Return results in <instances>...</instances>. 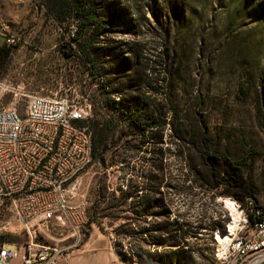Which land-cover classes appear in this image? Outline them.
I'll return each mask as SVG.
<instances>
[{
  "label": "trees",
  "instance_id": "trees-1",
  "mask_svg": "<svg viewBox=\"0 0 264 264\" xmlns=\"http://www.w3.org/2000/svg\"><path fill=\"white\" fill-rule=\"evenodd\" d=\"M38 6L62 29V56L76 70L74 82L83 88L96 86L90 96V115L78 122L91 133L92 160L88 166L94 164L103 171L96 183L89 221L124 218L126 222L117 232L137 238L135 221L157 216L160 220L152 225V231L158 234L150 235L149 243L142 240L155 249L150 252L138 246L135 250L157 264H196L188 239L198 240L201 226L172 217L169 198L161 189L184 192L199 187L212 196L231 191L239 199L252 197L238 164L252 153L242 143V130L237 126L240 108L252 94L264 133V50L258 69L240 45H235L228 64L236 77L235 92L222 97L211 82L217 66L216 51L205 52L202 40L189 44L177 37L185 20L182 10L179 14L172 10L152 12L149 25L161 42L146 53L137 42L114 49L100 42L102 33L114 29L117 17L124 18L128 26L135 20L123 11L115 12L105 0H38ZM130 8L138 17L135 1ZM13 47L0 44V78L8 70ZM166 136L189 169L188 176L178 181L165 177L167 163L161 144ZM146 145L150 146L149 156L143 161L139 154ZM108 155L140 161L137 170L146 180L141 186L145 193L132 201L131 210L125 207L137 180L121 176L116 198L106 174ZM144 162L150 167L147 172Z\"/></svg>",
  "mask_w": 264,
  "mask_h": 264
},
{
  "label": "rangeland",
  "instance_id": "rangeland-1",
  "mask_svg": "<svg viewBox=\"0 0 264 264\" xmlns=\"http://www.w3.org/2000/svg\"><path fill=\"white\" fill-rule=\"evenodd\" d=\"M133 1L139 11L138 17L133 15L130 8ZM105 2L110 3L115 12L123 11L127 17L135 20L128 26L124 23V18L117 17L114 29L102 33L100 42L109 44L113 49L129 42H137L146 53L161 42L157 31L149 25L153 21L152 12L156 9L172 10L179 14L182 10L185 20L177 37L189 44H193L194 41L196 44L202 40L205 52L216 51L217 66L211 82L222 97L235 92L236 77L228 67L235 45H240L243 54L252 60L254 66L258 69L262 66L264 0H105ZM61 34L62 29L45 17L43 10L38 6V0H0V44L7 39H15L8 70L5 76L0 78L2 90L7 92L4 96L5 103L10 101L11 95L17 94V105L23 109L31 95H55L66 98L82 108L89 107L91 111L90 96L96 86L91 84L83 88L79 82H74L76 70L70 67L62 56L64 48L63 41L59 39ZM253 103L251 94L240 108V123L237 127L242 130V143L252 154L241 158L238 164L242 167L247 187L252 194L251 198L246 199L252 200L256 206L264 210V133L261 129V115L257 114L256 104ZM161 146L164 149L163 158L167 163L166 180L178 181L187 177L189 169L175 154L177 148L168 136L164 138ZM145 147L147 149L139 154L143 161L149 156L150 146ZM106 164L110 191L114 192L116 198L120 195L117 186L121 176L137 180L135 187L130 188V192H133L132 199L127 200L125 207L131 210L132 207L129 206L133 205L132 201L138 200L139 196L145 193L141 186L146 180L139 177L140 172L137 170L140 161L134 157L119 160L117 156L108 155ZM147 164L144 162V172L150 170ZM102 175L103 171L92 164L74 180L75 191L70 196L69 203L75 204L80 201L84 203L86 223L81 228L83 238L77 247L65 248L57 256L55 264H157L145 259L135 250L138 246L150 252L155 249L147 243L150 241V235L158 234L152 231V225L160 220L157 216L148 215L147 218L141 217L135 221L133 228L136 229L137 238L117 232L118 227L126 222L124 218L112 221L102 217L99 222L89 221L95 205L93 203L96 183ZM189 179L192 177L189 176ZM186 185L190 183L187 182ZM123 189L128 190L126 186ZM161 191L169 198L167 206L172 217L178 216L190 224L199 223L201 226L197 231L198 240L188 239L196 264H223L221 255L220 257L217 255L221 243L216 237L220 231L228 230L237 209L242 211L241 206L245 205L246 199L237 198L238 194L231 191L212 196V192L199 187H190L184 192L164 187ZM238 213L241 221L243 213L250 216L249 211L243 210V213ZM43 234L37 236L38 243L67 247L73 240L71 229L56 223L48 224ZM2 242L19 246L20 251L26 243V236L14 217L12 207L8 204L0 208V243ZM12 264L20 262L14 260Z\"/></svg>",
  "mask_w": 264,
  "mask_h": 264
},
{
  "label": "built area",
  "instance_id": "built-area-1",
  "mask_svg": "<svg viewBox=\"0 0 264 264\" xmlns=\"http://www.w3.org/2000/svg\"><path fill=\"white\" fill-rule=\"evenodd\" d=\"M14 42L6 40L8 45ZM6 93L0 82V208L12 207L26 243L21 251L0 243V264H55L65 248L77 247L83 238L84 203L70 204L69 198L74 180L92 160L90 130L78 123L90 108L55 95H31L20 109L17 94L5 103ZM241 208L250 211V233L239 247L246 252L264 242V225H251V216L264 210L250 199ZM50 223L71 229L73 240L67 247L38 243L37 236L44 235ZM245 264H264V256Z\"/></svg>",
  "mask_w": 264,
  "mask_h": 264
},
{
  "label": "bare ground",
  "instance_id": "bare-ground-1",
  "mask_svg": "<svg viewBox=\"0 0 264 264\" xmlns=\"http://www.w3.org/2000/svg\"><path fill=\"white\" fill-rule=\"evenodd\" d=\"M238 212L243 213V210L239 211L238 208L236 214L233 216L232 224L228 225V230L220 231L216 237L220 239L219 242L221 243V250H218L217 255H221L223 264H232L233 260H236L234 264H245V262H251L264 256V242H261L259 245L246 252L245 249H239L240 244L244 242V236L250 233V226L248 223L250 217L243 213L244 217L241 221L239 216L240 213ZM251 225H264V214L255 215L254 220H251Z\"/></svg>",
  "mask_w": 264,
  "mask_h": 264
},
{
  "label": "crops",
  "instance_id": "crops-1",
  "mask_svg": "<svg viewBox=\"0 0 264 264\" xmlns=\"http://www.w3.org/2000/svg\"><path fill=\"white\" fill-rule=\"evenodd\" d=\"M8 245H11V244H8Z\"/></svg>",
  "mask_w": 264,
  "mask_h": 264
}]
</instances>
